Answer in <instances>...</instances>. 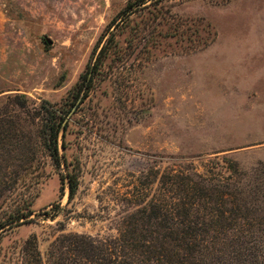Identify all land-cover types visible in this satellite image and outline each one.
Wrapping results in <instances>:
<instances>
[{
    "label": "rangeland",
    "instance_id": "obj_1",
    "mask_svg": "<svg viewBox=\"0 0 264 264\" xmlns=\"http://www.w3.org/2000/svg\"><path fill=\"white\" fill-rule=\"evenodd\" d=\"M129 1L0 0V111L16 120L0 127L34 128L26 112L45 102L71 109L59 150L78 167L69 200L64 169L42 153L19 173L10 166L15 158L3 162L0 217L37 195L30 220L1 231L0 264H27L21 246L32 234L43 255L63 227L114 234L123 210L150 204L157 171L167 167L227 176L232 161L264 193V0L135 7L105 78L71 106L97 39Z\"/></svg>",
    "mask_w": 264,
    "mask_h": 264
},
{
    "label": "trees",
    "instance_id": "obj_2",
    "mask_svg": "<svg viewBox=\"0 0 264 264\" xmlns=\"http://www.w3.org/2000/svg\"><path fill=\"white\" fill-rule=\"evenodd\" d=\"M148 1L154 0L129 1L105 27L73 87L71 106L82 102L98 80L105 78L103 68L118 44L119 29L135 7H145ZM9 104L25 108L17 100ZM70 110L45 102L26 112L34 128L25 131L1 126L0 167L5 169L3 162L12 157L10 166L18 173L30 169L40 152L52 166L64 169L60 173L62 185L66 183L71 200L78 188V167L59 150L66 148ZM7 115L0 111V125L16 121ZM229 166L227 176L222 171L215 176L184 168L159 170L150 204L123 210L114 234L64 232L63 227L48 242L44 255L32 234L21 246L23 259L27 264H264V241L257 239V235L264 236L259 228L264 221V205L259 204L260 198L264 202L263 187L254 179L243 178L236 163L229 161ZM6 182L0 179L1 186ZM36 195L37 191L30 200L19 202L7 217H0V233L8 224L30 220ZM251 239L253 244L249 245Z\"/></svg>",
    "mask_w": 264,
    "mask_h": 264
},
{
    "label": "water",
    "instance_id": "obj_3",
    "mask_svg": "<svg viewBox=\"0 0 264 264\" xmlns=\"http://www.w3.org/2000/svg\"><path fill=\"white\" fill-rule=\"evenodd\" d=\"M47 42L50 44L51 43V41L49 40V39H47Z\"/></svg>",
    "mask_w": 264,
    "mask_h": 264
}]
</instances>
